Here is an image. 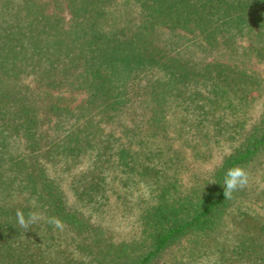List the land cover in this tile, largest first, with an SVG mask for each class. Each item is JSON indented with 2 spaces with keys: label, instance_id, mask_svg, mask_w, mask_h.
<instances>
[{
  "label": "trees",
  "instance_id": "obj_1",
  "mask_svg": "<svg viewBox=\"0 0 264 264\" xmlns=\"http://www.w3.org/2000/svg\"><path fill=\"white\" fill-rule=\"evenodd\" d=\"M0 264H264V0H0Z\"/></svg>",
  "mask_w": 264,
  "mask_h": 264
},
{
  "label": "clouds",
  "instance_id": "obj_2",
  "mask_svg": "<svg viewBox=\"0 0 264 264\" xmlns=\"http://www.w3.org/2000/svg\"><path fill=\"white\" fill-rule=\"evenodd\" d=\"M249 182V174L245 168L241 166H233L226 170L222 187H223V196L225 199H231L232 194L237 190H242L247 187ZM215 183V182H210ZM35 203V201H33ZM17 222L21 228L28 229L30 225L38 222L42 217L37 212H29L27 219L25 218L24 213L17 209L16 211ZM48 223L52 224L54 227H61V221L58 218L52 217L49 218Z\"/></svg>",
  "mask_w": 264,
  "mask_h": 264
}]
</instances>
